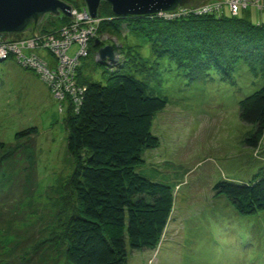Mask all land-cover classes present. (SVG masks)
I'll return each mask as SVG.
<instances>
[{
  "label": "rangeland",
  "instance_id": "rangeland-1",
  "mask_svg": "<svg viewBox=\"0 0 264 264\" xmlns=\"http://www.w3.org/2000/svg\"><path fill=\"white\" fill-rule=\"evenodd\" d=\"M69 1L65 2L73 16L46 14L38 24L45 29L38 27L37 37L27 30L0 33V48L11 45L15 50L0 57V264L68 263L61 239L66 233L64 222L75 210L76 195L66 117L70 108L80 110L86 90L80 77L106 84L110 69L98 60L89 36L82 42L90 52L86 58L84 49L76 50L77 42L72 44L71 58L66 45L48 47L44 40L51 41L56 28L66 35L72 26H88L90 40L97 34L102 46L111 44L127 58L137 57L128 61L129 70L169 99L153 125L161 145L144 151L138 170L172 184V218L157 250L130 253V264H264V210L240 215L227 195L214 191L221 180L248 182L264 169V139L258 147L247 146L255 128L240 118V102L264 86V73L256 74L241 61L232 80L212 71L209 78L191 81L184 67L157 54L154 42L143 32L129 30L126 23L116 26L113 17H104L111 29L100 35L99 26L80 11L82 0ZM206 1L225 2L219 14L234 13L241 3ZM234 1L238 3L232 7ZM241 6L246 17L264 22V0H247ZM117 28L119 32L113 30ZM27 36L30 55L17 44ZM44 48L50 53L42 59L51 61L52 56L56 68L48 66L49 70L40 60ZM65 70L76 79L69 76L67 85L60 82ZM29 127H37L38 133L20 137L19 131Z\"/></svg>",
  "mask_w": 264,
  "mask_h": 264
},
{
  "label": "trees",
  "instance_id": "trees-1",
  "mask_svg": "<svg viewBox=\"0 0 264 264\" xmlns=\"http://www.w3.org/2000/svg\"><path fill=\"white\" fill-rule=\"evenodd\" d=\"M201 2L205 0L196 4ZM79 9L88 10L84 0ZM240 11L236 15L190 13L170 20L158 14L115 17L111 5L102 2L97 18L103 19L98 30L100 35L110 30L106 18L113 17L116 26L126 23L129 30L143 32L154 42L157 54L184 67L191 81L209 78L212 71L220 73L224 80H232L241 61L256 74L264 73V22L259 24ZM92 25L97 26V21ZM40 26H31L26 32L35 33ZM113 30L119 32L120 28ZM52 36L56 40L63 37L57 28ZM99 38L96 34L89 41L96 52L103 43L102 40L96 46ZM47 40L48 37L44 41ZM28 44L27 36L22 48L30 55ZM75 45L79 50L81 44ZM48 52L42 49L40 57L46 58ZM123 53L120 50L118 64L106 70V84L80 77L86 89L80 110L70 108L67 113V149L75 160L71 183L76 195L75 210L64 222L66 233L61 239L67 264H130V253L157 250L172 218V184L138 170L144 162V151L161 145L153 125L169 99L133 74L128 61L134 62L137 57L127 58ZM49 59L46 61L53 66L54 58ZM76 71L79 74L81 69ZM240 118L255 128L245 141L247 146L258 147L264 139V86L240 102ZM37 133V127H29L18 134L26 137ZM176 188L180 189L179 184ZM214 191L227 195L240 215L259 213L264 210V169L248 182L221 180L214 185Z\"/></svg>",
  "mask_w": 264,
  "mask_h": 264
},
{
  "label": "water",
  "instance_id": "water-1",
  "mask_svg": "<svg viewBox=\"0 0 264 264\" xmlns=\"http://www.w3.org/2000/svg\"><path fill=\"white\" fill-rule=\"evenodd\" d=\"M92 17H98L102 2L111 5L115 17L156 15L173 12L178 7L196 6L199 0H84ZM71 6L63 0H0V33L23 32L31 26L37 27L46 14L70 13ZM39 36L37 30L33 33ZM101 39L96 40L100 46ZM118 49L114 45L101 46L97 51L98 60L105 65L114 66L119 60Z\"/></svg>",
  "mask_w": 264,
  "mask_h": 264
},
{
  "label": "built area",
  "instance_id": "built-area-1",
  "mask_svg": "<svg viewBox=\"0 0 264 264\" xmlns=\"http://www.w3.org/2000/svg\"><path fill=\"white\" fill-rule=\"evenodd\" d=\"M246 1L247 0H240V2L242 3V2H245L246 3ZM217 3V4H216ZM216 3H212V4H206L205 6H192V7H190V6H187V7H182V8H180L178 11H173V12H163V13H159L158 15L159 16H161V17H164L165 19H168V20H170V19H176L177 17H182V16H187V15H189L190 13H195V14H205V13H210V14H212V13H219L220 11H222V8H223V5L222 4H224L225 2H223V3H218V2H216ZM238 2H235L234 1V3H232L231 4V6L233 7L235 4H237ZM241 3H238V4H240V5H237V7H236V10L235 11H233L234 13L233 14H237L241 9H242V7L243 6H241ZM219 5V6H218ZM240 9V10H239ZM82 13H83V15H86V16H89L92 20H95V21H97V23H98V26H99V24H100V22H101V20H102V18H97V19H95L94 17H92L91 15H90V13L88 12V10L86 9V10H84V11H82ZM73 27V26H72ZM72 27L71 28H68V30H66L65 31V33H68V34H64V33H62V35H63V37L61 38V39H58V40H56V39H54L55 37H53L52 36V40L51 41H49V40H47L46 42L48 43V47H51V46H54V47H56V46H58V47H61L60 45H62V46H64V45H66V47H67V53L66 54H68V51L70 50V47L72 46V44L74 43V42H77V43H79V44H81V47H80V49H84L85 50V52L83 53V54H85V56L88 54V52H87V50H86V48H87V45H83L82 44V42H84V38H86V36L88 37L89 36V38H87L88 39V42L90 41V38L91 37H93V36H91V35H86V32H89L88 31V29H79L78 27H74L73 28V30H71L72 29ZM80 32H83L82 33V37L81 38H79L78 36H80ZM91 32V31H90ZM91 33H93V32H91ZM93 34H96V33H93ZM84 37V38H83ZM95 37V36H94ZM83 38V39H82ZM87 41V40H86ZM50 43H51V45H50ZM17 44H19V47H21V50L24 52V50H23V48L22 47H24V41H22V42H19L18 41V43ZM44 46H46L45 44H44ZM84 46V47H83ZM7 47V48H6ZM6 49V50H5ZM5 49L4 48H0V57L2 56V55H4L3 53H5V57H7V55H10L11 53H15V50H14V48L13 47H11V45H7V46H5ZM34 56V55H33ZM66 56V55H65ZM84 56V57H85ZM36 58H38V57H36ZM71 58V57H70ZM69 58V59H70ZM119 58V57H118ZM63 59H64V57H63ZM67 59H68V57H67ZM120 59V58H119ZM40 60L44 63V64H46V66H47V68H48V66L50 67V68H56V67H54V66H50V64H48V62L45 60V59H42V58H40ZM75 65L76 64H78V62L75 60V63H74ZM49 69V68H48ZM50 70V69H49ZM65 72H66V74H65V76H60V82L62 83V84H66L67 85V83L68 84H70V78H69V76H71L70 75V73L68 72V71H66L65 70ZM71 78H73L72 76H71ZM74 79V78H73ZM75 80V79H74ZM47 81V80H46ZM48 82V81H47ZM49 83V82H48ZM50 84V83H49ZM52 85L53 86H55V84L54 83H52ZM57 87V86H56ZM51 88H52V86H51ZM54 90V88H52V91ZM63 90H64V88H63ZM67 91H69V89H67ZM55 92V91H54ZM62 92V91H61ZM63 93V92H62ZM55 94V93H54ZM66 94H62V96H60V97H63V96H65Z\"/></svg>",
  "mask_w": 264,
  "mask_h": 264
},
{
  "label": "bare ground",
  "instance_id": "bare-ground-1",
  "mask_svg": "<svg viewBox=\"0 0 264 264\" xmlns=\"http://www.w3.org/2000/svg\"><path fill=\"white\" fill-rule=\"evenodd\" d=\"M88 12H89V10H88ZM87 33V32H86ZM45 49V48H44Z\"/></svg>",
  "mask_w": 264,
  "mask_h": 264
}]
</instances>
